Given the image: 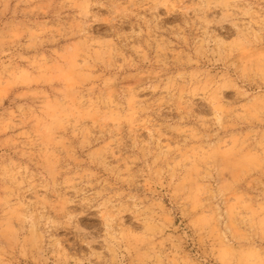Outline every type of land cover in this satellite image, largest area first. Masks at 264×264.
Wrapping results in <instances>:
<instances>
[{
	"label": "rangeland",
	"instance_id": "obj_1",
	"mask_svg": "<svg viewBox=\"0 0 264 264\" xmlns=\"http://www.w3.org/2000/svg\"><path fill=\"white\" fill-rule=\"evenodd\" d=\"M0 264H264V0H0Z\"/></svg>",
	"mask_w": 264,
	"mask_h": 264
}]
</instances>
